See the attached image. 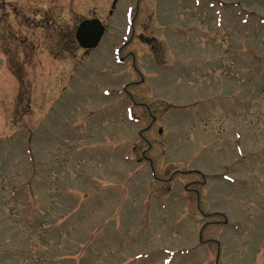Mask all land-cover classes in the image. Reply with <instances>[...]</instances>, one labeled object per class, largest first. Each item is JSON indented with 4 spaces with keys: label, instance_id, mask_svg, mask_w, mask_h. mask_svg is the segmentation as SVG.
Wrapping results in <instances>:
<instances>
[{
    "label": "rangeland",
    "instance_id": "374dc122",
    "mask_svg": "<svg viewBox=\"0 0 264 264\" xmlns=\"http://www.w3.org/2000/svg\"><path fill=\"white\" fill-rule=\"evenodd\" d=\"M114 1L0 0V264H264V0Z\"/></svg>",
    "mask_w": 264,
    "mask_h": 264
},
{
    "label": "water",
    "instance_id": "95a60500",
    "mask_svg": "<svg viewBox=\"0 0 264 264\" xmlns=\"http://www.w3.org/2000/svg\"><path fill=\"white\" fill-rule=\"evenodd\" d=\"M105 32V27L99 19L83 21L77 30V40L84 49L96 48Z\"/></svg>",
    "mask_w": 264,
    "mask_h": 264
},
{
    "label": "flooded vegetation",
    "instance_id": "af4514ba",
    "mask_svg": "<svg viewBox=\"0 0 264 264\" xmlns=\"http://www.w3.org/2000/svg\"><path fill=\"white\" fill-rule=\"evenodd\" d=\"M8 2V1H7ZM12 3L16 4V3H19V2H16V1H11ZM21 5V4H20ZM23 6V5H22ZM1 10V9H0ZM15 16H18L16 13L14 14ZM25 17H28V16H25Z\"/></svg>",
    "mask_w": 264,
    "mask_h": 264
}]
</instances>
